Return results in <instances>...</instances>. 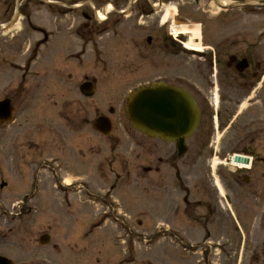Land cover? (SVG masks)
<instances>
[{
	"label": "rangeland",
	"instance_id": "rangeland-1",
	"mask_svg": "<svg viewBox=\"0 0 264 264\" xmlns=\"http://www.w3.org/2000/svg\"><path fill=\"white\" fill-rule=\"evenodd\" d=\"M111 1L0 0V26L12 21L16 25L4 36L0 34V73L5 75H0V82L15 83L18 77L20 80L26 76L27 82L37 84L38 98V106L31 114L33 123L37 120V135L22 136L16 131L7 135L5 146L0 144V185L1 180L7 185L0 189V220L4 222L0 223V237L5 243L6 258L14 264H95L92 260H73L78 251L72 257L53 251L55 247H68L60 244L86 243L93 248L97 264H231L233 252L237 258L240 255L238 264H249L257 250L258 234L246 232L255 222L254 214L242 209L240 203H231L237 231L231 225L226 236L208 235L194 228L197 223L183 217L179 221L169 214L161 216L158 199L151 208L148 206L142 171L146 138L126 118V97L163 75L158 70L160 62L166 66L167 82H178L181 68V85L190 89L198 77L193 69L197 58L190 57L185 48L191 39L182 42L181 62L168 52L166 56L154 53L153 45L147 46V25L136 23V13L122 5L118 9L125 12L123 15L109 13V19L101 21L97 13L112 8ZM249 1L254 2H246ZM182 2L184 8H193L192 0ZM170 7L174 5L163 8V17H174L175 10L170 12ZM18 11L23 15H17ZM241 13L245 17L239 16ZM255 14L252 6L231 12L232 21L245 20L244 31L235 33L247 37L257 34L258 28L264 27V19ZM83 15L93 20H85ZM157 24L154 21L150 27ZM33 27L57 30L58 36L53 43L48 40L44 48H37L35 42L42 37L37 33L34 37ZM32 50L36 52L34 61ZM23 66L22 73L19 69ZM92 80L95 94L85 100L79 88L85 83L94 84ZM260 91L261 99L256 98ZM79 103L82 109L85 104L87 113L73 118ZM221 108L224 128L217 137V146L228 150L248 148L251 137L244 138L243 133L257 134L255 145L264 172V88L237 109L224 104ZM109 110H113V116ZM101 115L111 120L113 138L110 136L109 144L104 139L97 157L91 154L81 159L75 148L78 136L84 131L90 139L95 119ZM62 116H71L70 123L66 124ZM81 118L88 120L85 126ZM3 133L1 129L0 138ZM25 138L36 139L38 150L36 147L34 153H28ZM197 139L192 137L187 143L191 145ZM90 150L94 151L93 146ZM189 154L182 157L183 162H189ZM65 183L70 186L65 188ZM45 234L50 242L41 247L39 240ZM230 240L235 251L226 243ZM33 253L37 255L32 258ZM59 253H63L61 258ZM105 254L109 255L107 259Z\"/></svg>",
	"mask_w": 264,
	"mask_h": 264
},
{
	"label": "flooded vegetation",
	"instance_id": "flooded-vegetation-1",
	"mask_svg": "<svg viewBox=\"0 0 264 264\" xmlns=\"http://www.w3.org/2000/svg\"><path fill=\"white\" fill-rule=\"evenodd\" d=\"M164 1L167 2L168 0L111 1L112 14L119 13L121 10L118 7L122 5V8L128 9L130 13H136V23L147 25V31L150 34L146 40L148 48L153 45L154 53L158 51L166 56V52H168L170 56L173 54L180 62L183 58L182 42L190 39V37L180 34L172 38L171 27L176 26L177 23L178 25L198 27L200 31L199 39L195 40V45H199L201 50L188 54L190 57L197 58L193 69H195L198 77L193 82L192 87L189 89L187 86L181 85V68L178 69L179 74L176 77L178 82H167L166 66L161 62L159 65L162 67L158 70L163 75L156 79V82H164L167 85L185 89L196 101L201 120L193 138L198 139L191 145L186 144L190 159L189 162L185 163L183 158L178 156L174 144L163 143L144 136L146 141L143 149L144 165L142 171L144 173L147 204L151 208L156 204L154 199H158V211L160 210L161 216L169 214L179 221L183 217L197 223L198 226H194V228L198 227L208 235L214 233L215 235L224 234L226 236L225 231L229 233V229H232L231 225L237 231L236 224L232 220L231 203H240L242 209L254 214L255 225L250 224L246 232L258 234L255 237L257 250L255 256L250 258L249 264H264V172L263 164L259 162L257 155L259 153L258 146L255 145L258 144L256 139L258 135L251 134L253 132L243 133L244 138H247V135L251 137L250 140H247L248 148L228 150L217 146V137L222 134L224 128L221 123V118H223L221 105L224 104L227 107L232 106L237 109L240 103L250 101L256 91L264 88V27H259L257 34L251 37L235 33V31H244L242 24L245 20L232 21L231 12L241 11L244 7L235 6L232 8V5H242L247 0H192V9L184 8L185 5L182 0H172L168 3H164ZM254 3L252 7L256 10L255 17L264 19V0H254ZM168 4L174 5L176 14L173 18L168 19L166 24H161V13ZM119 15H122V12ZM239 16L245 17L242 13ZM143 19L144 22H141ZM92 20V17H88V21ZM154 21L158 24L157 27L152 28L150 25ZM56 32L57 30H50L49 35L44 31L39 33L47 41V38L54 36ZM23 68L24 66L19 69L22 73ZM26 72L28 73V70ZM0 75L2 78L5 76L1 73ZM25 79L26 76L20 77V80L18 77L15 83H11L12 81L9 83L0 82V104L7 103L11 107V113H13L11 124H3L6 122L7 116L0 120V130H4L2 138H0L1 145L4 144L5 146L8 140L7 135L9 133L14 134L16 131H19L22 136L25 133L27 136H29L28 134L37 135V120L33 123L34 118H31L33 108L38 106L37 84L33 80L27 82ZM261 97L260 91L256 98L261 99ZM65 104L70 105L69 102H65ZM83 108L79 103L75 115L71 116L76 118V114L80 115L81 112L82 115L86 114L85 104H83ZM109 113L111 116L114 114L113 110H109ZM71 116H62L61 118L66 124H69ZM101 117L103 116L97 118ZM81 122L85 126L88 120L81 118ZM66 134L70 136L68 132ZM112 135L113 133L109 136H103L94 131L90 139H87L85 132L82 131L78 136V148L75 147L76 155L84 160L91 154L97 157L100 152V145L104 144V139L107 140L105 143L109 144L110 136L113 138ZM25 141V148L28 153H34L36 147L38 150L39 146L36 139L25 138ZM90 146H93V152L90 150ZM233 152L250 155L251 162L248 170H232L225 164ZM214 161H216V166H214ZM189 166V170L183 171L185 167ZM1 183L6 189V183L2 180ZM4 188L2 189L4 190ZM19 203H24V201L20 200ZM0 223L4 222L0 220ZM230 241L226 243L230 249L234 250L235 244ZM82 244H60L68 247H55L53 251H62L69 257L78 251L79 254L73 257L77 258L73 260L81 263L92 260L97 264L98 260L92 257L93 248L86 243ZM39 245L46 247L40 243ZM79 246L82 247L79 248ZM215 246L220 247V245ZM215 249L213 247V250ZM36 251L39 252V250ZM233 254L235 258L230 260L232 261L231 264H238L240 255L237 258V253L233 252ZM36 255L37 253H33L31 257ZM62 255L60 254L59 257L61 258ZM105 256L107 259L109 255L105 254ZM0 258L8 259L5 254V243L1 237ZM9 261L14 264L11 260Z\"/></svg>",
	"mask_w": 264,
	"mask_h": 264
},
{
	"label": "water",
	"instance_id": "water-1",
	"mask_svg": "<svg viewBox=\"0 0 264 264\" xmlns=\"http://www.w3.org/2000/svg\"><path fill=\"white\" fill-rule=\"evenodd\" d=\"M80 91L87 98L94 92L92 86H83ZM9 112V105L1 103L0 120L8 117ZM125 113L130 126L137 132L163 142L175 143L179 157L186 154V141L194 135L200 124V111L194 99L183 89L164 83H154L129 94ZM95 129L107 135L112 125L108 119L99 118L95 122ZM234 162L248 163L237 156ZM48 241L45 237L41 243L45 245ZM0 264L10 263L0 258Z\"/></svg>",
	"mask_w": 264,
	"mask_h": 264
},
{
	"label": "bare ground",
	"instance_id": "bare-ground-1",
	"mask_svg": "<svg viewBox=\"0 0 264 264\" xmlns=\"http://www.w3.org/2000/svg\"><path fill=\"white\" fill-rule=\"evenodd\" d=\"M108 9L109 8H107L106 10L108 11ZM170 12H172V13H174V11L173 10H171ZM97 16H98V18L100 19V20H103L104 19V17H103V15L102 14H97ZM168 21V16L167 15H164V17L162 18V22H167ZM172 30H173V34L174 35H185V36H189L190 37V39L191 40H198V38H199V30H198V28H196L195 26L194 27H189V26H184V25H178L177 23H176V26H172V28H171ZM192 41V42H193ZM190 43V44H188V45H186V48L188 49V50H190V51H193V52H198V51H200V46H198V45H195V44H193V43ZM230 165L233 167V168H235V167H238V166H240V165H236V164H234V162H233V160H231L230 161ZM69 184L67 183V184H64L63 186L65 187V188H67V186H68Z\"/></svg>",
	"mask_w": 264,
	"mask_h": 264
}]
</instances>
